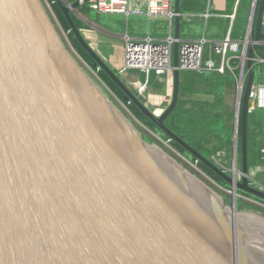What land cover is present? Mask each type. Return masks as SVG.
<instances>
[{"label":"water","instance_id":"1","mask_svg":"<svg viewBox=\"0 0 264 264\" xmlns=\"http://www.w3.org/2000/svg\"><path fill=\"white\" fill-rule=\"evenodd\" d=\"M88 1L54 0L98 70L169 141L227 183L232 203L144 138L79 63L43 0H0V264H264V218L237 206L238 191L264 199L248 166L249 91L264 41V0L253 4L231 173L166 124L179 102L180 0L172 21L174 90L160 114L75 24L71 14Z\"/></svg>","mask_w":264,"mask_h":264},{"label":"crops","instance_id":"2","mask_svg":"<svg viewBox=\"0 0 264 264\" xmlns=\"http://www.w3.org/2000/svg\"><path fill=\"white\" fill-rule=\"evenodd\" d=\"M90 1L82 3L77 8L83 9L85 6L83 14L85 15L86 12L88 15L86 20L83 19L86 22L84 28L79 29L90 46L117 73L124 65L126 35L132 38H143L148 35L157 39L174 37V24L166 18L94 13L90 7ZM180 9V40L205 39L206 43L203 69L201 71H180L177 116L181 112L195 110L197 105L208 103L210 108L225 112L226 123L229 121V128H232L235 108V117L237 113L236 94L239 89L237 84L242 73V62L234 54L223 57L217 53L215 43L223 40L227 35L235 40H243L248 35L253 0H180ZM104 16H111L114 20L107 21ZM253 35L254 31H252L251 38ZM256 74L257 71L255 77ZM122 79L156 114L162 113L172 100L173 73L158 75L155 72L145 74L139 71H129ZM182 117H185L183 113ZM220 118L222 115L216 118L209 115V121ZM188 119L190 120V117ZM167 123L176 127L181 134L192 138V127L189 124L181 125L177 117L168 119ZM225 142L221 144L222 147L230 146L228 147L230 150L233 145L234 148V141L231 143L230 139H227Z\"/></svg>","mask_w":264,"mask_h":264},{"label":"rangeland","instance_id":"3","mask_svg":"<svg viewBox=\"0 0 264 264\" xmlns=\"http://www.w3.org/2000/svg\"><path fill=\"white\" fill-rule=\"evenodd\" d=\"M48 11L50 12L52 18L56 22L59 31L67 42V44L72 47V52L79 61V63L85 68V70L104 88V90L115 100L116 104L119 108L138 126V128L143 132L144 138L150 143H156L161 146L165 151L175 157L180 163L183 164L185 168L190 170L192 173L199 176L202 180H204L208 185L212 186L224 200L232 203L231 197V187L225 182H218L213 177L209 175L205 170H203L196 160L184 150L180 151L175 146L171 144V141L167 139V137L159 131V129H151L149 128L142 120L137 118L135 114L131 111L127 105H125L121 99L110 89L104 79L101 78L98 73L96 67L90 64L87 60H85L82 55L78 53V51L73 47L72 43L69 40L68 34L65 32L60 25L55 12L53 10V6L51 1L43 0ZM84 9H76L73 14L76 17L78 24L81 28H84L85 21L88 15L83 14ZM95 13V12H94ZM104 19L107 21L114 20L111 16H104ZM119 74V73H118ZM120 75V74H119ZM247 76V74H246ZM246 80V79H245ZM255 81L264 82V67L257 69V74L255 77ZM240 82V77L238 78V84ZM238 90V89H237ZM116 95V96H115ZM237 99H238V91H237ZM236 103V102H235ZM188 106H190L188 104ZM195 110L181 112L179 116H177V120L181 125L189 124L192 127L193 135L196 138L195 145H197L207 156L210 158H215L222 166L228 168V173H231L230 169L233 165V145L229 150L221 146L223 142L227 139H230L231 143L234 141L235 135V110L233 111V120H232V128H229L230 122L226 119V114L223 110H217L209 107L208 103H202L196 106ZM211 110H210V109ZM182 113L185 117H182ZM209 115H213L216 118L219 115H222L220 119H212L209 121ZM251 115L252 124H250V132L252 133V137L250 138V146L248 150V166H249V174L256 179L258 182L264 185V158L262 154V148H264V110L256 109L249 112ZM190 117V120L188 119ZM226 143V142H225ZM225 145V144H224ZM209 146V148L207 147ZM241 139L239 137V145H238V167L241 165ZM238 193L242 194L241 191ZM237 206L250 211L262 218H264V208L258 206L256 204L250 203L247 200L241 199L239 197Z\"/></svg>","mask_w":264,"mask_h":264},{"label":"built area","instance_id":"4","mask_svg":"<svg viewBox=\"0 0 264 264\" xmlns=\"http://www.w3.org/2000/svg\"><path fill=\"white\" fill-rule=\"evenodd\" d=\"M255 0H253L254 4ZM175 0H91L90 7L99 14H117L124 16L144 15L150 18L163 17L171 23L176 15L174 10ZM252 15L250 18L248 35L243 40H235L227 35L223 40L215 43L217 53L226 57L234 54L241 59V70L239 85L244 83L247 71L244 70L246 52L252 36ZM264 32V16L262 22ZM175 39L168 36L164 39H157L150 35L143 38H132L125 36L124 41V65L118 71L123 77L129 71H139L145 74L155 72L158 75L173 73V48ZM205 39L180 40L179 44V65L180 71H201L203 69V55ZM259 45H264L262 41ZM255 63H264V57L255 54ZM223 70V68H221ZM260 109L264 110V82L254 81L249 91V112ZM169 140V139H168ZM264 158V148H262ZM215 159V158H214ZM216 160V159H215ZM217 161V160H216ZM224 167V166H223ZM226 170L228 168L224 167ZM251 184L264 191V185L258 182L249 174ZM247 200L264 208V199L242 192L238 198Z\"/></svg>","mask_w":264,"mask_h":264},{"label":"trees","instance_id":"5","mask_svg":"<svg viewBox=\"0 0 264 264\" xmlns=\"http://www.w3.org/2000/svg\"><path fill=\"white\" fill-rule=\"evenodd\" d=\"M51 1L52 4V8L55 12V15L60 23V25L62 26V28L64 30H66L65 32L68 34L69 40L72 43L73 47L78 51V53L80 55H82V57L85 58V60H87L90 64H92L94 67H96L98 73L100 74L101 78L105 80V82L107 83V85L110 87V89L121 99V101L127 105V107H129L131 109V111L135 114V116L137 118H139L140 120H142L149 128L151 129H157L155 124L150 121L146 116H144L142 114V112L129 100V98L127 97V95L109 78V76H107L103 71L98 70L96 63L91 59V57L85 52V50L81 47V45L79 44V42L75 39L73 33L70 31L68 22L66 21L63 13L61 12L60 8L58 7V5L54 2V0H49ZM67 2L73 3L76 0H66ZM84 8H86L84 6ZM83 8V9H84ZM72 18L75 22V24L77 25L78 28H80V25L78 24V21L76 19V17L74 16V14L72 13ZM256 53L257 55L264 57V46L259 45L256 49ZM264 67V63H254V71L256 72L257 69ZM177 117V112H176V108L175 110L172 112V114L167 118L168 119H174ZM166 124L173 129L176 133H178L181 137H183L185 140H187L190 144H192L196 149H198L200 152L204 153L197 145H195V141L196 138L194 137V135L191 134L192 138L186 137L184 134H181L178 129L176 127H174L172 124H168L166 121ZM250 124H252L251 121V115H248V150H249V146H250V138L252 137V133L250 132ZM168 139V138H167ZM191 140V141H190ZM171 144L173 146H175L178 150L183 151L184 149L178 144L175 143L174 141H171ZM205 154V153H204ZM210 158V156H209ZM198 165L205 170L207 173H209V175L211 177H213L215 180H217L218 182H224L222 179H220L219 177H217L210 169H208L204 164L197 162Z\"/></svg>","mask_w":264,"mask_h":264}]
</instances>
